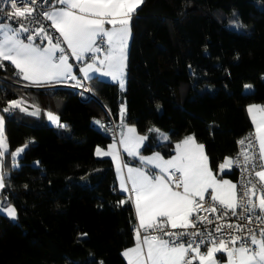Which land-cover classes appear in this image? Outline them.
<instances>
[{
    "label": "trees",
    "instance_id": "1",
    "mask_svg": "<svg viewBox=\"0 0 264 264\" xmlns=\"http://www.w3.org/2000/svg\"><path fill=\"white\" fill-rule=\"evenodd\" d=\"M130 24L124 89L95 78L93 97L79 98L71 87L27 85L9 62L0 68L8 150L29 144L18 167L4 158L9 186L0 202L17 219L0 213V264H126L121 253L136 243L134 210L111 161L95 156L97 146L118 141L121 106L125 124L147 137L141 155L170 158L177 142L194 135L213 173L234 182L219 166L252 131L247 107L264 105V0H146ZM20 99L27 112L3 111ZM37 105L40 114L29 115ZM44 110L68 127L47 125ZM96 120L113 122L115 132Z\"/></svg>",
    "mask_w": 264,
    "mask_h": 264
},
{
    "label": "snow or ice",
    "instance_id": "2",
    "mask_svg": "<svg viewBox=\"0 0 264 264\" xmlns=\"http://www.w3.org/2000/svg\"><path fill=\"white\" fill-rule=\"evenodd\" d=\"M54 2L59 7L50 5L45 9L40 0H0V68L5 67L4 61H9L16 69L14 75L34 86L55 85L70 79L77 81L73 87L84 88L73 74L74 65L69 62L67 54L70 50L71 56L82 64L79 71L84 80L111 78L124 89L130 23L146 0ZM6 3L10 8L4 6ZM45 21H51V24ZM106 25H111V29H107ZM236 27L243 25L237 24ZM244 87L250 90L252 86ZM23 103L22 99L10 100L3 111L11 113L18 108L20 112H27V108L22 107ZM40 111L37 105L28 114L37 116ZM120 111L119 141L113 139L107 150L97 146L96 155L112 158L117 172L121 173L118 177L120 189L130 194L129 200L135 209L138 220V226L134 227L136 243L121 253L127 264H194V261L220 264L225 253L227 264H264V227L260 226L264 225V163L257 162L264 161V105L248 106L254 126V133H250L249 137L254 136L255 142L249 137L237 142L242 146L238 155L243 157V161L226 157L219 166L222 171L236 166L242 174L249 173L239 191L236 184L218 179L213 174L205 146L198 143L194 135L177 142L175 155L169 159H164L157 152L150 157L139 155L140 164L144 167H130L122 163L120 150L129 157H137L147 137L138 135L134 126L125 124L124 106ZM46 115L58 127H68L53 112L47 111ZM4 122L5 118L0 116V196L9 186L3 172L4 158L10 155L12 166L16 168L19 166L17 158L29 146L26 143L9 152ZM95 123L106 133L112 131L100 120ZM149 132L158 133V139L169 140L157 128L149 129ZM148 165L151 168H147ZM122 167L127 168L126 178L122 175ZM253 173L258 182L251 178ZM3 201L6 202L7 197H3ZM126 202L121 200L119 203L123 205ZM0 212L17 219V210L11 204L5 207L0 202ZM209 212L215 219L201 215ZM224 217H236L241 223L225 221L215 224L216 220H223ZM253 218L259 222L256 230L248 227ZM210 224H215L211 230L207 227ZM169 228L178 231H168ZM224 228L229 229L228 240L222 238ZM214 233L220 235L215 236ZM86 235L81 234L82 237ZM205 248L206 252L203 251Z\"/></svg>",
    "mask_w": 264,
    "mask_h": 264
},
{
    "label": "crops",
    "instance_id": "3",
    "mask_svg": "<svg viewBox=\"0 0 264 264\" xmlns=\"http://www.w3.org/2000/svg\"><path fill=\"white\" fill-rule=\"evenodd\" d=\"M57 7H59V5H58ZM47 23L50 25V24H51V21H47ZM105 27H106L107 29L110 30L112 26H111V25H106ZM53 30L55 31V29H53ZM57 34H58V36H59V33H57ZM131 38H132V33H131V24H130V31H129V38H128V47H127V50H126V62H125V68H124V81H125V72H126V66H127V60H128V54H129V47H130ZM61 39H62V38H61ZM44 43H47V42L44 41ZM64 47L67 48L66 45H64ZM106 47H107V44L105 43V48H106ZM67 54H68V56H69V62L72 63V64L74 65V68H73V74L77 76V78H78V80H79L80 82L83 81V80H84V79H83V75H82V73H80V71H79L80 67L82 66L81 62L75 60V59L71 56L70 50L68 51ZM101 58H103V57L101 56ZM4 62H9V61H4ZM9 63H10V62H9ZM97 79L100 80V81H102V82H106V83H110V84L118 85V87L120 88L119 83H118V82H115V81H112L111 78L98 77ZM22 80H23V79H22ZM23 81H24L27 85H29V86H31V87H39V86H34V85H32L29 81H25V80H23ZM84 81H88V80H84ZM65 82H66V81H64V82H62V83H59V84L49 85V86H43V87L66 86L67 84H66ZM76 83H77L76 80H71V84H72V85H75ZM247 109H248V107H247ZM247 114H248V118H249V120H250V123H251V125H252V131L254 132V126H253V124H252V122H251V119H250V116H249L248 111H247ZM120 130H121V128L119 129V133H120ZM124 130L126 131V128H125ZM137 134L140 135L138 132H137ZM119 139H120V135H119L118 141H119ZM118 141H117V142H118ZM112 142H113V141H112ZM112 142H111V143H112ZM111 143H110V144H111ZM143 145H144V144H143ZM143 145L141 146V148H140V150H139V153H138L137 157H129V156H127V154L124 153L123 150L121 149L120 151H121V160H122V163H127L130 167H144L143 165L140 164V161H139V155H141V154H140V151H141ZM107 148H108V146L105 147V148H102V149H103V150H107ZM204 151H205V148H204ZM155 153H157V152H155ZM158 153H159V152H158ZM205 153H206V152H205ZM153 154H154V153H153ZM153 154L145 155V156L150 157V156H152ZM160 155L162 156V154H160ZM173 155H175V152H174ZM173 155H172V156H173ZM95 156H96V158H98V159H108V160L111 161V163H112V165H113L114 173H115V176H116V181H117V185H118V190H119V192H120L122 195H124L125 197H127V198L129 199V195H130V194H129L128 192H122L121 189H120V179H119L118 177H119V175H121V173H118V172H117V166H116V164L113 163L112 158H111V157H98V156L96 155V150H95ZM162 157H163V156H162ZM163 158H164V159H169V158H165V157H163ZM170 158H171V157H170ZM131 161H137V162H138V165H132V164H130L129 162H131ZM262 163H264V161H262ZM147 168H151V165H148ZM156 171H157V173L159 172V170H156ZM213 174H214V173H213ZM122 175H123L125 178L127 177V175H128L127 168H123V167H122ZM214 175H215V174H214ZM215 176H216V175H215ZM216 177H217V176H216ZM217 178H218V177H217ZM218 179H220V178H218ZM226 180H229V181H231L232 183H234V182H233L232 180H230V179H226ZM234 184H235V183H234ZM128 187L130 188L131 185L128 184ZM207 198L210 199V196L207 197ZM131 204H132V203H131ZM132 207H133V210H134V216H135V220H136V226H138V220H137L136 215H135V209H134L133 204H132ZM209 246H211V245H209ZM203 251L206 252V248L203 249ZM122 257H123L125 263L127 264V260L125 259V257H124V256H122ZM220 264H227V255H226V253H225V254H222Z\"/></svg>",
    "mask_w": 264,
    "mask_h": 264
},
{
    "label": "built area",
    "instance_id": "4",
    "mask_svg": "<svg viewBox=\"0 0 264 264\" xmlns=\"http://www.w3.org/2000/svg\"><path fill=\"white\" fill-rule=\"evenodd\" d=\"M40 3L43 5V7H44L45 9H48L50 5H51V7H53V8H55V7L58 6V4H56V3L54 2V0H47V3H44V0H40ZM4 6L10 8V5H8L7 3H6ZM45 23L48 24L47 21H45ZM51 31L55 32L53 29H52ZM55 35L58 36L57 33H55ZM81 82L83 83L84 88L73 87V85L71 84V80H70V79L67 80L65 83L67 84V85H66L67 87H71V88L77 90L79 98H90V97H93V94H92L91 90H89V91H85V90H84L85 88L90 89V84H89V82H88V81H84V80L81 81ZM81 93H83V95H81ZM102 122L104 123V125L111 127L112 132H115V128H114V124H113V122H111V125H107V123H106L105 120H102ZM250 133H254V132H253V131L249 132V133L246 134L242 139H244L245 137H249V134H250ZM115 138H117V137L115 136ZM249 139H252L253 142H255V140H254V136L249 137ZM241 147H242V146H241L240 144H237V152H236V154H235V156H234L233 158H238V159H240L241 162H242V161H243V157L238 155V154L240 153V151H241ZM257 150H258V145H257ZM257 162H258V163H262V161H257ZM257 170H259V169H257ZM226 172L230 173L232 176L235 177L234 183L237 185V189H238V191H239L241 185L244 184V183L246 182V179H247L248 176H249V173H247V172H245V173L242 174L241 169H240L239 167H236V166H233L231 169H228V168L226 167ZM251 178H252L253 180H255V181L258 182V178L254 176V173L252 174V177H251ZM248 186L250 187V185H248ZM181 190H182V189H181ZM257 195H259V193H257ZM254 199H255V198H254ZM208 200L210 201V199H208ZM238 211H239V210H238ZM201 215H208L210 218L215 219V217L213 216V214L210 213V212H209V213H201ZM217 215H219V213H217ZM262 215H264V214H262ZM225 221H227V222H229V223H231L232 221H235L236 223H241V221L237 220L236 217H224L223 220H216V221H215V224H222V223H224ZM245 223H246V222H245ZM258 223H259V222H258V221H255V218H253V223L249 224L248 227H251V228H253L254 230H256V225H257ZM215 224L207 225V227L209 228V230H211V229L214 228ZM260 226H261V227H264V225H260ZM168 231H178V230H173V229L169 228ZM228 232H229V229L224 228V233H225V234H224V236L222 237L223 239L228 240V235H227ZM142 234H143V233H142ZM233 234H235V235H240V233H238V232H234ZM214 235H215V236H219L220 234H219V233H214ZM165 239H167V237H165ZM209 245H210V244H209ZM194 264H199V262H198V261H194Z\"/></svg>",
    "mask_w": 264,
    "mask_h": 264
},
{
    "label": "rangeland",
    "instance_id": "5",
    "mask_svg": "<svg viewBox=\"0 0 264 264\" xmlns=\"http://www.w3.org/2000/svg\"><path fill=\"white\" fill-rule=\"evenodd\" d=\"M187 87H186V85H183L182 87H181V89H180V96L182 97V100L184 99V97L187 95ZM246 92H248V90H246ZM46 112H47V110H44V117H45V122H46V124L47 125H50V126H55V127H58L57 125H55V124H53L52 122H50L49 120H48V118H47V115H46ZM55 114V113H54ZM1 116V115H0ZM172 157V156H171ZM19 158V157H18ZM17 158V159H18ZM223 171H226V168L223 170ZM0 213H2V215H5V216H7L6 215V213H3V212H0ZM8 217V216H7ZM9 218V217H8ZM10 220H12V221H15V220H13V219H11V218H9Z\"/></svg>",
    "mask_w": 264,
    "mask_h": 264
},
{
    "label": "water",
    "instance_id": "6",
    "mask_svg": "<svg viewBox=\"0 0 264 264\" xmlns=\"http://www.w3.org/2000/svg\"><path fill=\"white\" fill-rule=\"evenodd\" d=\"M88 99V98H87Z\"/></svg>",
    "mask_w": 264,
    "mask_h": 264
}]
</instances>
